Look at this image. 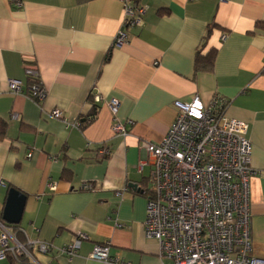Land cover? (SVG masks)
I'll return each instance as SVG.
<instances>
[{
  "label": "crops",
  "instance_id": "obj_1",
  "mask_svg": "<svg viewBox=\"0 0 264 264\" xmlns=\"http://www.w3.org/2000/svg\"><path fill=\"white\" fill-rule=\"evenodd\" d=\"M134 1L148 7L143 25L128 28L129 40L116 47L122 0H24L22 7L0 0V220L17 188L27 198L10 232L51 245L35 248L34 260L0 264H115L90 257L98 244H109L119 264H174L145 234L152 165L144 142H160L175 120L174 102L195 95L206 105L221 96L226 114L249 124L259 170L250 180L252 253L264 258V29L257 26L264 0ZM212 49L213 70L196 72L198 50ZM27 67L47 91L41 105L9 89L12 79L27 88ZM111 99L119 101L116 116ZM54 109L66 122L52 117ZM115 122L127 133L115 134ZM81 233L87 239L68 256L62 249Z\"/></svg>",
  "mask_w": 264,
  "mask_h": 264
},
{
  "label": "built area",
  "instance_id": "obj_2",
  "mask_svg": "<svg viewBox=\"0 0 264 264\" xmlns=\"http://www.w3.org/2000/svg\"><path fill=\"white\" fill-rule=\"evenodd\" d=\"M13 1L17 7L24 4V0ZM122 2L125 16L114 39L116 47L129 40L128 28L143 25L148 11L146 5L134 0ZM25 74L27 88L21 80L12 79L10 91L24 94L41 105L47 91L39 71L27 67ZM228 105L218 95L207 105L198 95L189 102L176 100V117L163 139L157 143L144 142L152 165L145 234L158 241L160 255L174 264H264V258L252 253L250 180L259 170L252 164L249 124L228 116ZM110 106L116 116L119 101L111 99ZM51 115L66 122L60 109H54ZM132 124V120L127 121V125ZM112 129L115 134L127 133L123 122H115ZM100 153L108 156L110 149L103 147ZM28 156L31 157V152ZM83 187L91 188L89 184ZM0 228V260L24 262L34 260L35 248L41 252L51 250L47 242L19 240L5 221L0 220ZM85 239L86 234H79L62 251L70 257L76 255ZM90 257L120 263L110 255L109 244L96 245Z\"/></svg>",
  "mask_w": 264,
  "mask_h": 264
},
{
  "label": "water",
  "instance_id": "obj_3",
  "mask_svg": "<svg viewBox=\"0 0 264 264\" xmlns=\"http://www.w3.org/2000/svg\"><path fill=\"white\" fill-rule=\"evenodd\" d=\"M138 189V184H130ZM142 192V191H141ZM27 196L17 188H11L3 211V219L8 224H19L22 219Z\"/></svg>",
  "mask_w": 264,
  "mask_h": 264
},
{
  "label": "trees",
  "instance_id": "obj_4",
  "mask_svg": "<svg viewBox=\"0 0 264 264\" xmlns=\"http://www.w3.org/2000/svg\"><path fill=\"white\" fill-rule=\"evenodd\" d=\"M257 26L259 28H263L264 29V22H258ZM213 27H214L213 25H210L208 27L207 34H206L205 38H207V36L211 33ZM216 55H217V50L216 49L210 50L207 54H201V51L198 50L197 55H196V59H195L196 72H198V71H212L213 68H214V65H215ZM31 81L32 80H30L29 83ZM95 116H96V110H95V107H94L91 117L94 118ZM5 129H6V125L5 124H1L0 125V138H3L5 136ZM146 193L148 194L149 190H146ZM12 261H14V260H12Z\"/></svg>",
  "mask_w": 264,
  "mask_h": 264
}]
</instances>
